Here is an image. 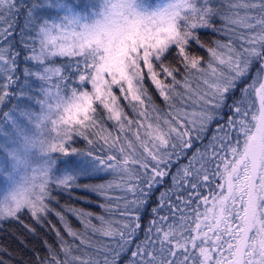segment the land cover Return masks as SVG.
Returning <instances> with one entry per match:
<instances>
[{
  "label": "snow or ice",
  "instance_id": "6c2138e0",
  "mask_svg": "<svg viewBox=\"0 0 264 264\" xmlns=\"http://www.w3.org/2000/svg\"><path fill=\"white\" fill-rule=\"evenodd\" d=\"M15 16L31 29V66L21 81L20 53L0 49V220L27 214L39 224L54 213L72 238L55 229L59 251L48 246L38 264H264V0H0V40ZM201 29L225 39L206 45ZM193 71L202 88H192ZM104 121L133 139L121 142ZM213 121L211 139L197 144ZM93 135L103 155L72 146L76 137L92 145ZM91 174L119 177L91 187L105 199L113 186L124 193L119 218L67 210L85 233L109 238L99 247L51 207L54 189L79 187ZM168 181L153 207V191ZM185 186L196 191L183 206L198 199L191 225L183 209L169 220L170 193Z\"/></svg>",
  "mask_w": 264,
  "mask_h": 264
},
{
  "label": "trees",
  "instance_id": "16d2710c",
  "mask_svg": "<svg viewBox=\"0 0 264 264\" xmlns=\"http://www.w3.org/2000/svg\"><path fill=\"white\" fill-rule=\"evenodd\" d=\"M87 0H77V2H84ZM222 0H216L217 4H220ZM5 25L10 23L13 26L17 27L16 29L12 28L11 33L7 36L6 39L0 40V49H7L6 55L9 53L15 54L19 52V56H16L17 68L16 72L19 75L21 81L24 80L23 72L25 67H30V63L25 60L26 55H31V52L24 45L26 42H29L27 32L31 29L26 27V20L23 16L10 17L5 22ZM222 25L220 23L216 24L217 28H220ZM220 33L213 31L212 29H201L200 30V40L206 45H213L217 40H224ZM192 52L195 55L203 56L205 60L208 59V54L205 48H201L198 45L192 46ZM60 62H64L67 59L71 58H58ZM146 86L150 94L153 96V99L156 105L161 109V111H166V105L158 97L153 86L145 81ZM190 83L193 89H196L199 85L200 88L203 85L200 83V75L193 71L190 74ZM16 101L13 100L12 103ZM130 112V109H126ZM227 111V109H225ZM104 127L108 132H111L113 136L120 135L122 137L121 142H123L124 135H127L129 139H133L132 132L120 133L115 127L112 121H104ZM135 128V125L132 126ZM216 131V121H213L205 131L203 141H197V144H207L211 139L213 133ZM94 140L92 145H89L87 141L83 140L81 137H76L72 142V146L77 148L80 151L87 150L89 148L95 149V151L101 155L107 151V148L103 145V141L97 142L98 137L91 136ZM100 143V144H99ZM61 158V157H60ZM63 158V157H62ZM186 159V158H185ZM183 162V161H182ZM175 167H173V172ZM112 182L114 185L120 183L119 177L100 174V175H82L77 183L79 187L72 188L71 190H61L58 188L57 192H53L55 199L51 202V207L56 208L57 211H60L66 216L68 223L71 227L85 235L87 240H90L92 244L96 246H101L104 243H110L109 238L102 237L98 234L85 233L83 225L80 223L79 219L72 213L67 211L69 208L75 209L77 211H83L94 214V216H105L106 218H119L117 213L119 208L117 205L122 207V202L119 199L124 195L122 189L113 186L107 190V194L111 199H105L104 196L97 194L91 190L92 186L99 184H106ZM171 188V181H168L167 184L158 186L157 190L153 191L151 195L150 203L153 207L156 206L160 193L165 192ZM196 190L188 188L185 186L184 190L171 192L170 193V203L176 206V211L174 215H169V220L179 221L181 215V209H183V214L185 216V223L188 225L192 224V207L198 202V199L195 195H192V204L187 207L183 206V201L189 198V193H195ZM201 195L208 192L207 188L199 189ZM177 196H180L181 199H176ZM101 205H107V210ZM203 211V208H201ZM161 215H168L169 209L167 207L161 209ZM153 218V214L150 209L144 210L141 216L142 226L147 227L149 221ZM22 221V222H21ZM93 223H98L93 219ZM27 225L28 227H25ZM55 226V228L53 227ZM29 229H34V231H29ZM55 229H59L61 235L65 237L66 240L71 242L72 238L68 237L64 231L63 223L59 218L54 214H49L45 221L42 223H37L30 215L24 214L19 220L14 219L11 221H4L0 223V264H38L41 259H47L49 257L48 246H52L53 250L59 251L58 238L56 235ZM139 238L143 239V233H139ZM79 243V241H76ZM102 256V253H98Z\"/></svg>",
  "mask_w": 264,
  "mask_h": 264
},
{
  "label": "rangeland",
  "instance_id": "374dc122",
  "mask_svg": "<svg viewBox=\"0 0 264 264\" xmlns=\"http://www.w3.org/2000/svg\"><path fill=\"white\" fill-rule=\"evenodd\" d=\"M154 3H160V4H163V3H166L167 0H153ZM16 26V25H15ZM13 26L12 28L13 29H16L17 27ZM97 142H99V139H97ZM100 144V143H99ZM54 155H57L59 156V154H54ZM4 189H5V184L3 181H0V195L3 194L4 192Z\"/></svg>",
  "mask_w": 264,
  "mask_h": 264
}]
</instances>
